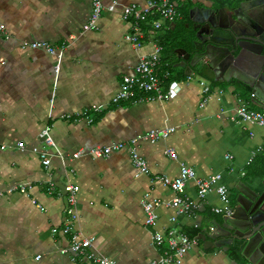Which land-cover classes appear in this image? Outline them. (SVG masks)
I'll return each instance as SVG.
<instances>
[{
    "label": "crops",
    "instance_id": "1",
    "mask_svg": "<svg viewBox=\"0 0 264 264\" xmlns=\"http://www.w3.org/2000/svg\"><path fill=\"white\" fill-rule=\"evenodd\" d=\"M93 1L0 0V26L4 27L0 30V144L7 146L0 149V264H83L81 260L72 261L69 254H61L70 241V235L62 233L67 185L80 187L76 232L95 238L92 250L96 255L119 264H152L162 255L152 241V232L176 228L188 235L201 227L200 234L217 237L220 232L212 228L224 219L213 211L218 202L221 206L213 193L195 216H177L176 223L170 221L176 216L173 208H159L157 227L147 228L141 204L147 191L152 190L163 201L177 196L172 189L151 181L153 176L175 178L181 165L186 164L194 167L199 177L222 174V183L230 189L255 178L247 169L264 156V148L257 152L264 146V129L244 127L228 118L238 99L249 101L250 96L243 98L237 92L240 88L230 87L228 92L225 84L215 83L214 90L219 94L213 90L214 96L201 107L202 90L212 84L203 81L197 71L191 79L178 81L180 91L172 101L114 105L112 100L124 76L133 73L141 56L161 46L159 36L168 24L164 23L161 30L147 29L145 45L138 50L126 40L133 28L123 19L122 11L130 5L145 9L149 0H102L106 8L117 5L116 10L106 9L98 29L84 32ZM183 1L179 2L178 26L185 23L188 8L210 3ZM34 42L48 43L57 53L22 49L24 44ZM93 107L104 112H86ZM83 113L87 119L80 118ZM47 126H51V136L66 161L53 156L51 165L45 168L33 149L55 154V148L44 141L42 131ZM166 127L176 128L167 140L138 143L139 153L148 164L146 175L134 167L128 147L103 158L88 154L73 157L83 150L128 143L150 130ZM19 143L25 148L21 149ZM168 147L175 148L176 160L167 156ZM227 147L224 152L222 148ZM218 148V168H211ZM228 154L234 156L232 161L226 160ZM21 183L31 185L29 195L8 192ZM196 192L195 183L190 181L186 195L196 201ZM200 213L210 217L209 226H204V214L197 218ZM222 243L204 249V243L198 240L181 264H236L234 257L223 251Z\"/></svg>",
    "mask_w": 264,
    "mask_h": 264
},
{
    "label": "built area",
    "instance_id": "2",
    "mask_svg": "<svg viewBox=\"0 0 264 264\" xmlns=\"http://www.w3.org/2000/svg\"><path fill=\"white\" fill-rule=\"evenodd\" d=\"M182 0H149L148 6L145 9L139 8L136 5H130L123 8L122 17L125 21L132 24L133 32L130 33L126 40L132 43L136 49L141 50L145 45L147 39V31L150 29L161 30L164 23L170 24L175 22L180 17V12L176 3ZM117 5L113 4L106 8L102 0H94L93 8L88 22L83 27L84 32L94 31L98 29L99 20L103 12L107 9L114 12ZM148 28L146 31L145 28ZM4 27L0 26V30ZM44 49L48 53H55V49L45 42H34L31 44H24L22 49ZM62 50L59 52V59L62 58ZM162 47L156 45L154 51L141 56L137 66L131 75H126L120 85V89L113 98V103H155V102H169L177 97L180 91V83L176 80L169 81L170 73L168 71H160L159 65L161 61ZM60 66L56 67L58 70ZM191 79V77H189ZM204 98L201 107H205L210 99L214 96L210 87L207 85L202 90ZM215 94H219V90H214ZM222 91H220V94ZM254 104V105H251ZM258 109H255V107ZM88 113V111H86ZM92 112L100 114L103 108L93 107ZM222 114L226 113L222 110ZM86 114V113H85ZM87 116V115H86ZM88 118V117H87ZM228 118L237 124H243L244 127L253 125L264 129V106L260 105L256 99L255 94L251 93L250 100L238 99V105ZM93 122L92 118H89ZM50 127L43 131L45 143L55 148V154L41 152L34 148V153L38 154L42 165L48 168L52 163V157L56 156L65 162V157L54 142ZM176 132L175 127L155 128L145 134L139 135L130 140L128 143H117L108 147H94L88 151L83 150L73 155L74 158H79L83 154H88L93 157L103 158L109 156L115 151H120L126 147L129 148L131 160L134 167L141 175H146L149 172L146 159L139 153L138 143L141 141H148L151 144H156L159 141L167 140L172 134ZM19 147L24 149L23 143H19ZM6 145L0 144V149H6ZM264 148L260 147L257 152ZM166 154L170 159L176 160L177 153L175 148L168 147ZM226 160L232 161L233 155H226ZM233 170V169H231ZM222 174L207 175L199 177L194 167L182 164L180 173L177 177L172 178L167 175H155L151 181L161 183L164 187L172 189L177 196L171 201H163L155 197L152 190L147 191L141 201L145 213V226L147 228H156L160 220L159 208L168 207L176 211V216L172 217V223L177 222V216L188 215L195 216L198 209L205 204L207 198L216 193L221 202V206L214 207L213 211L217 215L224 218L231 217L234 209L231 206L229 198V188L222 183ZM193 181L197 187L196 201H193L186 195L187 184ZM50 193L54 191V185H50ZM31 185L28 183H21L11 187L8 192H19L24 195H29ZM80 187L76 185H67L64 192L67 196L66 220L62 229V233L70 235L68 247L61 250V254L70 255L72 261L81 260L83 264H119L116 260L107 258L105 256L96 255L92 247L95 242L94 237H81L76 232L75 223L78 220L77 212V195ZM3 193H0L2 196ZM198 227V225H196ZM56 232V229H53ZM152 241L154 245L161 250L162 255L158 261L152 264H181L185 255L197 245L198 239H191L185 233L180 232L176 228L168 229L167 231L152 232ZM38 257L37 259H39Z\"/></svg>",
    "mask_w": 264,
    "mask_h": 264
},
{
    "label": "water",
    "instance_id": "3",
    "mask_svg": "<svg viewBox=\"0 0 264 264\" xmlns=\"http://www.w3.org/2000/svg\"><path fill=\"white\" fill-rule=\"evenodd\" d=\"M209 2L213 4L212 0ZM263 4L264 2H259L253 6L256 10L251 16L252 22L247 23V28L244 31H240L236 27L240 18L234 19V23L230 25L222 24L212 5L207 4L191 9L190 13L193 17L196 15L194 13H197L193 21L198 24L199 41L207 40L211 43L207 46L205 54L201 55L202 57L195 56L187 66L184 62L181 64L186 68L185 75L188 78L192 77L193 67L203 58H207L212 67L218 64L225 67L229 64L228 68L235 72L233 78L248 86L255 94L258 103L264 106V51H258L255 48L261 42L264 44V24L257 18V6ZM176 6L179 7V4L176 3ZM174 25L176 24L174 23ZM202 25L207 26L209 30L203 32ZM233 34L237 40L241 41H237V45L234 43ZM228 38L233 41H227ZM228 45H231L233 50H230ZM176 53L182 57L187 51L181 48L176 50ZM189 56L190 54H186L183 59L187 60ZM176 66L178 67V65ZM239 186L241 197L238 199V206L233 208V215L224 218V223L219 227L223 229L220 231L223 238L218 234L213 238L214 240H208L207 235L200 234L197 239L204 243V249L223 242L222 245H225L223 251L226 253L232 246L233 240L237 239L241 243L234 246L235 254L231 255L236 264H264V174L256 176L248 184L240 183ZM224 236L227 238L224 239ZM219 237L224 240L219 241Z\"/></svg>",
    "mask_w": 264,
    "mask_h": 264
},
{
    "label": "flooded vegetation",
    "instance_id": "4",
    "mask_svg": "<svg viewBox=\"0 0 264 264\" xmlns=\"http://www.w3.org/2000/svg\"><path fill=\"white\" fill-rule=\"evenodd\" d=\"M212 1H213V4L208 3V5H210V6L212 5V8L217 11L222 24L230 25V24L234 23V19L240 18V22L237 23V26H236L237 29L240 31H244L247 28V23L252 22L251 16H253V12H255L254 10H256L255 8H253V6H256V4L259 2H262V3L264 2L261 0H212ZM203 5L204 4L193 5V7L188 8V13H187V16L185 18L184 24H185V28H186L187 33H192V32L195 33L194 48L191 49L189 47V49H185L187 51L186 54H190V56L187 60L183 59V56H186V54H184L182 57H179L180 61L178 63H176V65H178V67H180V68H185V67L181 66V64L183 62L186 64V66L189 65L195 56L202 57L201 55L205 54V52L207 51V46L211 43L210 41H207V40L205 42L199 41L198 36H197L198 32H199V29H197L198 24L193 21V18L195 16H197V13H194V14H196L194 17L190 13L191 9H193L194 7H203ZM205 5H207V4H205ZM257 11H258L257 18H259L261 23L264 24V4L261 6H257ZM201 27H202L203 32H207L209 30L208 27L205 25H202ZM234 37H235L234 38L235 45H237V41L241 42L240 40H237V37L235 35H234ZM231 40L233 41V39H230V38L227 39V41H229V42ZM195 42H196V44H195ZM263 45L264 44L261 42V44H258L257 46H255V48L258 51H264ZM228 47L230 48V50H233V47L231 45H228ZM228 65L229 64L225 65V67H224L223 65L218 64L215 67H212L210 64V61L207 58H203L202 60H200L196 64L195 67H193V73L197 70L202 72V75L199 77L203 81L209 82V84H213V83L225 84V85L227 84V85L234 87V88L249 89L248 86H245L244 84L238 82L236 79L233 78V76L235 75V72H233L231 69H229ZM229 78H231L230 81H228ZM248 179H250V178H248ZM253 179L254 178H251L250 180L246 181L247 184L250 183V181ZM246 182H240V183H246ZM240 183L232 186L229 189L230 203H231V206L233 208L238 206V199L241 197V193L238 189L240 187L239 186ZM223 223H224V219H222L221 224H217L216 228H212V231H215V233H216V231H219V232L223 231L222 228H219L220 226H222ZM220 235H222V238H223V234L220 233ZM207 236H208V239L216 237V236L211 235V234H207ZM226 238L224 236V239H226ZM219 240H221V238H219ZM240 243H241L240 241H238L237 239H234L232 242V246L229 248L228 253L230 255L234 256V254H235L234 246L236 244H240Z\"/></svg>",
    "mask_w": 264,
    "mask_h": 264
},
{
    "label": "trees",
    "instance_id": "5",
    "mask_svg": "<svg viewBox=\"0 0 264 264\" xmlns=\"http://www.w3.org/2000/svg\"><path fill=\"white\" fill-rule=\"evenodd\" d=\"M173 23L176 24L177 22L175 21ZM173 23L168 24V26L165 29V33L163 35L159 36V42L161 43V46L163 49L162 53H161L162 55H161L159 70L160 71H168L170 73L169 81H174V80L181 81V80L187 79L188 77H186V75H185L186 68H180L179 71L177 70L178 67H176V63H178L180 61V58H178L175 50L181 49V48L189 49L188 47L193 49L194 48L195 33L194 32L187 33L186 28H185V24H181V26H178V24H177L176 27H174ZM178 27H180V28H178ZM145 29L147 30L148 28L146 27ZM197 75L201 76L202 72L197 70ZM216 87H217V85L215 83H213L210 87L211 91L213 92V90L216 89ZM240 89H242V88H240ZM245 91H247L249 96L252 93L250 89H245ZM113 104L114 105H122L125 103H120V104L113 103ZM255 109H258V107H255ZM89 112H92V109H90V111H88V113ZM103 112H104V109H103ZM82 117H86V119H87V116L85 113L80 115V118H82ZM75 121H78V119H75ZM93 121H94V119H93ZM47 127H50V129H51V126H47ZM47 127H45V129ZM43 131H42V133H43ZM50 133H51V131H50ZM254 159L252 160V162L249 165H251L253 163ZM255 164H256V167H255ZM252 165H254V166H252ZM252 165H251L252 168L250 169V172H249V173H252L251 174L252 176H258V175L263 174L264 173V156L257 158L256 161H254V163ZM217 216H219V215H217ZM217 224H218V222H217ZM194 231L195 232L193 234H188L189 237L195 238L198 235H200L201 231H203V230L201 227H199V228H196Z\"/></svg>",
    "mask_w": 264,
    "mask_h": 264
},
{
    "label": "rangeland",
    "instance_id": "6",
    "mask_svg": "<svg viewBox=\"0 0 264 264\" xmlns=\"http://www.w3.org/2000/svg\"><path fill=\"white\" fill-rule=\"evenodd\" d=\"M184 1L182 0L180 3L181 4H184L183 3ZM204 5H205V3H204ZM116 10V9H115ZM196 85H197V83H196ZM226 88H224L226 91H230V87L231 86H229V85H224ZM239 91H237L243 98H247L248 99V97H249V94L247 93V91H245V89H238ZM237 93V94H238ZM45 138V137H44ZM229 148L227 147V148H222V150L225 152V151H227ZM213 159V155H212V158L210 159V160H212ZM215 162L213 163V164H209V167H211V168H218V162H219V148H218V153H217V155H216V158H215V160H214ZM252 166H254V165H252ZM255 167H256V164H255ZM252 167H249L247 170H248V172H250V169H251ZM221 169H219V171H220ZM226 177H227V175H225ZM216 201V200H215ZM220 204H219V202L217 203V204H215L214 206H219ZM204 214V215H203ZM202 215H203V218H204V226H209L210 225V217L206 214V213H200V214H198L197 215V218H199L200 216L202 217Z\"/></svg>",
    "mask_w": 264,
    "mask_h": 264
},
{
    "label": "bare ground",
    "instance_id": "7",
    "mask_svg": "<svg viewBox=\"0 0 264 264\" xmlns=\"http://www.w3.org/2000/svg\"><path fill=\"white\" fill-rule=\"evenodd\" d=\"M162 55V54H161Z\"/></svg>",
    "mask_w": 264,
    "mask_h": 264
}]
</instances>
